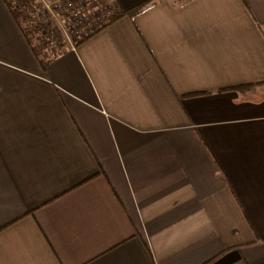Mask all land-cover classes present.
<instances>
[{"label": "crops", "instance_id": "1", "mask_svg": "<svg viewBox=\"0 0 264 264\" xmlns=\"http://www.w3.org/2000/svg\"><path fill=\"white\" fill-rule=\"evenodd\" d=\"M112 1L44 70L0 0V264H264V0Z\"/></svg>", "mask_w": 264, "mask_h": 264}, {"label": "built area", "instance_id": "2", "mask_svg": "<svg viewBox=\"0 0 264 264\" xmlns=\"http://www.w3.org/2000/svg\"><path fill=\"white\" fill-rule=\"evenodd\" d=\"M11 1L17 10L20 5L18 12L28 19L25 23H35L41 36L52 39L54 48L66 37L72 41L70 47H75L80 39L101 31L109 17L120 10L112 0H29V8L23 0Z\"/></svg>", "mask_w": 264, "mask_h": 264}, {"label": "trees", "instance_id": "3", "mask_svg": "<svg viewBox=\"0 0 264 264\" xmlns=\"http://www.w3.org/2000/svg\"><path fill=\"white\" fill-rule=\"evenodd\" d=\"M6 3L8 4V6L10 7L11 11L13 13H15V17L18 21V23L20 24V27L22 28L23 32L25 33L31 47L32 50L34 51L35 55L37 56L42 68L45 70L49 61L56 55H49V52L52 50H50V46L52 43V39L50 38H44L43 36H39L37 42L33 41L32 36H30V30H29V25L26 23V25L22 24V20L23 19V14H21V12H18L16 5H14V3H12L11 0H5ZM15 2H21V0H14ZM24 6H27L28 8L31 5V1L29 0H23ZM147 6V3H143L140 4L134 8L128 9V10H119L116 11L113 15H111L109 17L108 22L103 25L102 29L106 28L110 23H112L113 21L117 20L118 18L124 16V15H128L130 17H134L136 16L138 13H140L145 7ZM22 19V20H21ZM96 33H93L92 35H90L89 37L80 39L79 41H77L75 43V46H78L79 44H81L82 42H84L85 40H87L88 38H90L91 36H93ZM54 36V35H53ZM264 83V82H263ZM253 85L251 84H244V85H238L233 87L234 89H238L240 91H245L247 89H249L250 87H252Z\"/></svg>", "mask_w": 264, "mask_h": 264}, {"label": "rangeland", "instance_id": "4", "mask_svg": "<svg viewBox=\"0 0 264 264\" xmlns=\"http://www.w3.org/2000/svg\"><path fill=\"white\" fill-rule=\"evenodd\" d=\"M42 1V0H41ZM39 2V0H37V3ZM21 7L20 5L18 6V10H20ZM28 20L27 18H24V21ZM32 24V25H31ZM29 24V28H30V32L33 35L34 38V42H37L40 33L35 25V23H31ZM72 42V41H71ZM71 42L69 41V39L66 37V40L64 43L61 42V44L56 43V48H54V46H50V50H52V52H49V55H55V54H59L61 52H63L64 50H66L67 48H69L71 46Z\"/></svg>", "mask_w": 264, "mask_h": 264}]
</instances>
